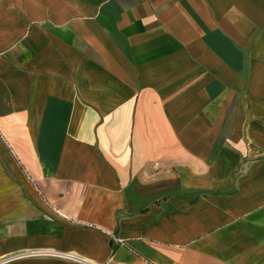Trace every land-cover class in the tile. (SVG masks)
Listing matches in <instances>:
<instances>
[{
    "label": "crops",
    "instance_id": "crops-1",
    "mask_svg": "<svg viewBox=\"0 0 264 264\" xmlns=\"http://www.w3.org/2000/svg\"><path fill=\"white\" fill-rule=\"evenodd\" d=\"M92 263L264 264V0H0V264Z\"/></svg>",
    "mask_w": 264,
    "mask_h": 264
},
{
    "label": "built area",
    "instance_id": "built-area-1",
    "mask_svg": "<svg viewBox=\"0 0 264 264\" xmlns=\"http://www.w3.org/2000/svg\"><path fill=\"white\" fill-rule=\"evenodd\" d=\"M117 241H119V242H123V240L122 239H119V238H115ZM92 264H98V263H92Z\"/></svg>",
    "mask_w": 264,
    "mask_h": 264
}]
</instances>
